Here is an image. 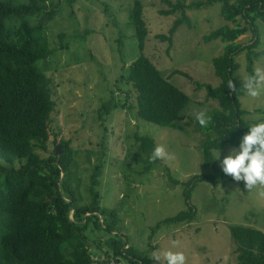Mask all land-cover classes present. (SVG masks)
<instances>
[{
  "label": "rangeland",
  "instance_id": "1",
  "mask_svg": "<svg viewBox=\"0 0 264 264\" xmlns=\"http://www.w3.org/2000/svg\"><path fill=\"white\" fill-rule=\"evenodd\" d=\"M133 1L45 0L46 6L40 12L5 22L9 38L18 45L24 43L20 28L26 23L53 50L35 64L50 78L55 102L49 122L48 151L39 153L47 156L58 146L62 152L61 140L67 141L74 151L72 183L80 202L91 201L90 188L94 179L98 180L94 187L100 192L101 206L117 210L120 234L133 248L146 251L150 247V264H162L166 251H182L185 264H236V245L229 227L264 229V185L245 188L243 180L235 181L230 175L217 183L197 181L190 197L194 219L163 225L151 233L156 223L187 208L184 196L187 180L214 172L213 166L204 161L202 144L217 135L202 130L197 117L203 113L207 120L217 103L206 99V89H196L194 82L218 85L212 59L223 52L225 43L204 42L203 36L222 25L233 27L234 23L222 18L221 3L186 10L190 26L178 27L169 48V43L157 35L167 34L180 14L162 15L159 10L167 5L160 0H141L148 28L142 53L189 96L182 111L183 119L160 126L138 116L136 91L126 79L130 65L141 53L128 18ZM191 1L194 0H187ZM240 22L243 24V20ZM255 25L260 40L257 50L263 51L264 22L256 20ZM86 30L84 40L75 37ZM60 34H64L63 49ZM252 34L248 31L237 41L246 44ZM235 60L236 76L244 88L239 98L241 108L247 111L243 118L252 124L264 121V80L260 81L259 94L249 95L246 84L251 76L246 69L245 51ZM5 61L15 68L23 66L9 58ZM175 70L187 73L190 78ZM253 70L256 76H264V55L254 61ZM109 100L111 112L100 119L99 110ZM143 135L150 136L156 146H163L166 156L156 162L146 157L136 138ZM234 147L226 145L212 151L218 168L221 169L220 161ZM98 166L102 171L95 178ZM91 233L90 249L100 253L98 260L104 262L106 258L101 252L109 250L106 241L114 234ZM107 259L109 264L113 260ZM119 260L121 264H130L125 258Z\"/></svg>",
  "mask_w": 264,
  "mask_h": 264
},
{
  "label": "trees",
  "instance_id": "2",
  "mask_svg": "<svg viewBox=\"0 0 264 264\" xmlns=\"http://www.w3.org/2000/svg\"><path fill=\"white\" fill-rule=\"evenodd\" d=\"M160 1L167 5L166 9L159 10L160 14H180L167 34L157 35L169 43V48L178 27L182 24L190 26L186 10L221 3L222 18L233 22L234 26L222 25L203 36L204 42L220 40L225 43L223 52L212 59L218 85L194 82L196 89H206V99L217 103L204 125L197 121L202 130L217 135L202 144L204 161L213 166L214 172L187 180L184 183L187 208L156 223L151 227V233L163 225L194 219L195 209L190 197L196 182L217 183L224 178L212 151L226 145L236 146L252 124L243 118L247 111L241 108L239 98L244 88L236 76L238 63L235 57L245 51L248 75L254 77V61L264 55V50H257L260 40L255 25L256 20L264 22V0ZM45 6V0H0V264H109L108 257H112L115 264L121 262L119 258H125L130 264H150V247L146 251L133 248L120 234L117 210L101 206L100 192L94 187L98 180L94 179L90 188L91 201L80 202L72 183L74 151L69 143L61 140L60 153L56 150L47 156L39 153L48 151L49 122L55 102L50 78L35 64L50 56L53 50L26 23L20 28V39L24 43L18 45L9 38L7 24L11 19L34 15ZM143 6L141 0H134L128 16L141 53L130 65L126 79L136 91L138 116L168 126L183 119L182 111L189 96L163 76L142 53L148 35ZM248 31L253 33L251 40L246 44L238 42L237 39ZM87 34L88 30L75 37L84 40ZM63 37L64 34L59 35L62 49ZM5 58L23 66L15 68ZM174 72L190 78L185 72ZM111 109L112 100L103 103L99 118L109 114ZM136 138L141 151L149 158L156 147L154 140L148 135ZM102 145L105 147L104 143ZM101 171L102 167L98 166L94 177L100 176ZM229 230L236 245V264H264V229L233 225ZM95 231L114 234L106 241L109 250L101 252L106 258L104 262L98 260L100 253H93L89 246V237Z\"/></svg>",
  "mask_w": 264,
  "mask_h": 264
},
{
  "label": "clouds",
  "instance_id": "3",
  "mask_svg": "<svg viewBox=\"0 0 264 264\" xmlns=\"http://www.w3.org/2000/svg\"><path fill=\"white\" fill-rule=\"evenodd\" d=\"M264 76L251 77L246 84L249 95L255 97L260 91V81ZM197 119L201 125L206 119L201 113ZM238 141L236 147L229 150L221 162V171L230 175L235 181H244L245 188H251L257 184L264 185V121L251 124L247 127ZM218 152L216 159H219ZM166 156L163 146H156L150 160L160 159ZM160 261V257L156 256ZM185 254L182 251H166L163 253L162 264H185Z\"/></svg>",
  "mask_w": 264,
  "mask_h": 264
},
{
  "label": "water",
  "instance_id": "4",
  "mask_svg": "<svg viewBox=\"0 0 264 264\" xmlns=\"http://www.w3.org/2000/svg\"><path fill=\"white\" fill-rule=\"evenodd\" d=\"M56 152H57V153L61 152V151H60V146H58V147L56 148Z\"/></svg>",
  "mask_w": 264,
  "mask_h": 264
},
{
  "label": "built area",
  "instance_id": "5",
  "mask_svg": "<svg viewBox=\"0 0 264 264\" xmlns=\"http://www.w3.org/2000/svg\"><path fill=\"white\" fill-rule=\"evenodd\" d=\"M110 264H115V262L112 260ZM117 264H121L120 262H118Z\"/></svg>",
  "mask_w": 264,
  "mask_h": 264
}]
</instances>
